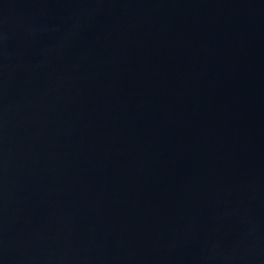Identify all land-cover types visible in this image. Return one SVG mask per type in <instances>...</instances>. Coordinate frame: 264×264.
Here are the masks:
<instances>
[{"label": "water", "instance_id": "obj_1", "mask_svg": "<svg viewBox=\"0 0 264 264\" xmlns=\"http://www.w3.org/2000/svg\"><path fill=\"white\" fill-rule=\"evenodd\" d=\"M0 264H264V0H0Z\"/></svg>", "mask_w": 264, "mask_h": 264}]
</instances>
